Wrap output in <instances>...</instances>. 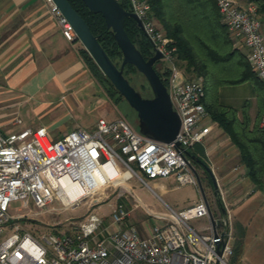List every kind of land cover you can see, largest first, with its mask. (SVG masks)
Segmentation results:
<instances>
[{
  "label": "built area",
  "instance_id": "1",
  "mask_svg": "<svg viewBox=\"0 0 264 264\" xmlns=\"http://www.w3.org/2000/svg\"><path fill=\"white\" fill-rule=\"evenodd\" d=\"M44 1L64 37L77 40L73 26L53 0ZM215 1L230 36L247 48L246 58L264 84V21L256 5ZM126 2L141 20L153 53H162L160 60L169 71L166 87L180 117L179 132L172 142H162L141 134L120 117H99L92 129L74 128L58 139H52L43 126L8 133L0 128V264H215L217 258L219 264H227L232 254L227 244L230 215L225 205L223 214L214 217L217 235L210 219L204 229L188 224L191 219L208 216L209 202L202 196L183 209L170 208L166 223L154 224L145 233L127 224L126 199L133 191L132 179L146 183L144 177L172 176L177 185L193 184L198 189L187 150L205 140L211 119L203 103L202 81L185 78L176 64V47L155 25L148 1ZM260 126L264 130V116ZM66 186L85 191L68 200ZM102 187L127 195H118L108 218L90 213L74 223L71 232L37 237L20 225L21 212H9L14 200H21L24 208L31 204L48 209L54 200L74 208ZM134 206L141 204L137 201ZM224 239L218 257L216 248Z\"/></svg>",
  "mask_w": 264,
  "mask_h": 264
},
{
  "label": "crops",
  "instance_id": "2",
  "mask_svg": "<svg viewBox=\"0 0 264 264\" xmlns=\"http://www.w3.org/2000/svg\"><path fill=\"white\" fill-rule=\"evenodd\" d=\"M231 39L233 47L246 55L247 48L240 41ZM80 48L84 47L78 39L70 41L64 37L46 1L0 0V94L19 99L9 105L32 101L35 97L59 95L69 98V104L76 107L82 104L76 100L78 93L93 87L91 98L99 105L93 107L86 103L85 108L91 107L87 112L91 116H82L70 128L50 131L47 124L38 125L45 127L52 139H58L74 128L91 129L99 117H107L113 111L108 100L98 93L95 79L79 54ZM197 78L202 81L201 77ZM239 87L247 91L246 98L251 101L249 114L254 118L256 90L250 82ZM17 119L10 123L0 122L1 130L3 124L8 123L17 130L4 131L6 133L30 126ZM210 122V133L202 143L204 154L213 163L212 174L216 179L213 187L218 186L221 194H226L225 206L230 215L227 244L234 250L227 262L264 264V186L258 187L251 182L240 162L237 147L215 122ZM171 181H174L171 176L159 178L154 185L164 191L174 189L176 185L166 186ZM210 209L213 217H219L225 210L219 200L217 209ZM208 224L209 220L198 229H204Z\"/></svg>",
  "mask_w": 264,
  "mask_h": 264
},
{
  "label": "trees",
  "instance_id": "3",
  "mask_svg": "<svg viewBox=\"0 0 264 264\" xmlns=\"http://www.w3.org/2000/svg\"><path fill=\"white\" fill-rule=\"evenodd\" d=\"M80 14L93 35H95L110 59L119 66L122 53L113 38V32L106 27L100 13L90 11L82 0H68ZM121 6L130 11L126 0H118ZM150 5V15L157 28L163 30L170 39V44L176 47V64L184 65L185 72L201 77L205 82L216 70L224 76L217 81L219 88L233 89L245 82H250L256 90L255 114H249L251 101L248 98L237 100L229 94L224 98L207 102L205 95L203 103L212 122L221 128L239 151L240 162L246 176L258 187L264 186V130L260 126L264 116V84L257 76L246 55L233 47L229 31L222 20L215 0H147ZM253 2L257 7L258 16L264 18V0H244ZM124 28L142 56L147 59L153 54V47L135 20L126 17ZM87 69L100 84L108 86L110 96L122 95L115 89L108 78L99 69L93 58L84 48L79 49ZM180 67V68H181ZM156 69V68H155ZM128 70H137L132 64L123 66V74L127 77ZM161 81L167 86L168 69L156 70ZM139 72V71H138ZM229 74L235 76L228 77ZM208 81V80H207ZM131 83V82H130ZM204 86V85H203ZM243 89V88H242ZM139 91V90H138ZM140 92V91H139ZM141 93V92H140ZM142 94V93H141ZM142 96H144L142 94ZM145 97V96H144ZM228 97V96H227ZM124 99V98H123ZM241 102L238 107L236 103ZM240 114V116L238 115ZM204 147L194 144L187 154L192 163L203 164L201 155ZM234 250L232 249V254Z\"/></svg>",
  "mask_w": 264,
  "mask_h": 264
},
{
  "label": "rangeland",
  "instance_id": "4",
  "mask_svg": "<svg viewBox=\"0 0 264 264\" xmlns=\"http://www.w3.org/2000/svg\"><path fill=\"white\" fill-rule=\"evenodd\" d=\"M156 25L158 26V24ZM155 68L158 71H163L165 67L162 61L159 60L155 63ZM180 69L183 71L185 78H197L195 74L185 72L184 65ZM224 76L226 77V75L216 70L212 73V76H208V81L203 82L205 100L207 102H213L216 100V97H219L220 100L224 98L227 101L230 97L229 94H232V97L242 102L248 96L246 89L237 86L233 89L219 88L217 81L221 80ZM234 76L235 74L228 75V77L232 78ZM127 77L134 88L139 90L145 97L152 96L151 89L145 77L140 72L137 70H128ZM95 82L98 93L108 100L113 110L105 118L110 119L109 117L111 116L112 118H123L137 130V114L135 110L129 106L123 97L117 94L110 96L106 84H100L96 80ZM92 89L93 87L78 93L76 100L82 101V104L76 107L69 104V98L65 96L59 97V95H47L42 98L35 97L32 101L27 100L28 102L23 101L19 104L9 105L12 101L19 99L13 97L8 98V96L0 94V122L10 123L20 118L23 124L32 127L47 124L50 131L52 129L73 127L82 116L86 114L91 116V113H87L91 107L85 108L86 103L92 104L93 107L99 105L98 103L94 104L96 101L95 98H91ZM241 102L236 103V105L239 107ZM9 123L6 125L3 124V131L17 130L16 126L14 127ZM200 145L204 147V143ZM201 157L204 164L212 172L213 163H211L205 154L201 155ZM192 166L199 176L209 206L213 209L216 207L217 209V200L221 202L222 206L226 205V194H221L218 186L216 188L213 187L211 177L203 165L192 163ZM171 178L173 177L171 176ZM144 179L146 183L141 182L137 178L130 180L129 183L133 191L131 194H128V198L126 199V205L129 209L127 224L136 226L142 233H145L154 224L163 226L170 214V207L177 210L184 205L193 204L201 196L200 191H198L199 189L193 184L177 185L175 181H171V183H166V186L172 188L176 185L175 188L164 191L154 185V181L159 178L148 179L144 177ZM121 194L127 195L125 191H120L119 189L115 190L102 187V189H98L91 197L89 196L81 200L79 205L74 208L71 206L63 207L58 200H54L48 205V209L43 210L31 204L24 208L21 200H14L10 203L9 212L11 214L21 212L23 217L20 219V225L24 230L37 237L42 233L71 232L74 223L86 218L90 213H95L104 219L108 218L114 210L118 195ZM137 201L140 202V207L134 206ZM160 215L164 218L161 219ZM208 220V216H203L189 220L188 224L198 229L201 225L208 223ZM227 264L231 263L227 262Z\"/></svg>",
  "mask_w": 264,
  "mask_h": 264
},
{
  "label": "water",
  "instance_id": "5",
  "mask_svg": "<svg viewBox=\"0 0 264 264\" xmlns=\"http://www.w3.org/2000/svg\"><path fill=\"white\" fill-rule=\"evenodd\" d=\"M86 7L93 13H100L104 18L106 27L113 32V38L122 53V61L119 66L110 59L97 37L93 35L84 18L77 13L68 0H53L61 13L71 23L73 29L86 51L93 58L99 69L112 83L115 89L122 95L129 106L137 114V130L152 139L162 142H172L180 128V117L173 109L166 85L161 81L155 69V63L162 58V53L155 50L154 53L145 59L135 44L129 38L125 28L124 20L131 17L137 26L143 30L142 22L137 15L124 9L118 0H82ZM126 63L132 64L146 79L151 92V97H144L134 88L123 74V66ZM209 173L213 185L215 178L206 164H202ZM204 200L206 196L201 185L199 176L195 168L190 165ZM208 216L212 224L215 235L216 221L208 206ZM226 239L221 245H217L216 253L218 257L222 255ZM215 264H219L217 258Z\"/></svg>",
  "mask_w": 264,
  "mask_h": 264
},
{
  "label": "bare ground",
  "instance_id": "6",
  "mask_svg": "<svg viewBox=\"0 0 264 264\" xmlns=\"http://www.w3.org/2000/svg\"><path fill=\"white\" fill-rule=\"evenodd\" d=\"M64 185H66V184H64ZM84 191H85V189L82 188V187H67V193H68L67 199L68 200H73L77 196L82 194Z\"/></svg>",
  "mask_w": 264,
  "mask_h": 264
}]
</instances>
